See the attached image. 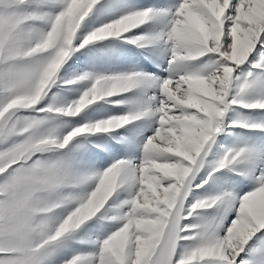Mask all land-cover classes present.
Masks as SVG:
<instances>
[{"label":"snow or ice","instance_id":"obj_1","mask_svg":"<svg viewBox=\"0 0 264 264\" xmlns=\"http://www.w3.org/2000/svg\"><path fill=\"white\" fill-rule=\"evenodd\" d=\"M0 264H264V0H0Z\"/></svg>","mask_w":264,"mask_h":264}]
</instances>
